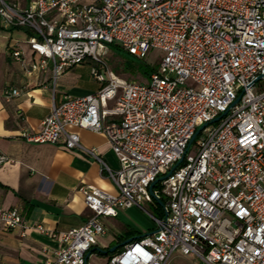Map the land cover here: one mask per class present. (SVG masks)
Returning a JSON list of instances; mask_svg holds the SVG:
<instances>
[{
	"label": "built area",
	"instance_id": "obj_1",
	"mask_svg": "<svg viewBox=\"0 0 264 264\" xmlns=\"http://www.w3.org/2000/svg\"><path fill=\"white\" fill-rule=\"evenodd\" d=\"M0 27L32 33L25 43L38 62L25 64L18 48L9 52L26 75L49 61L56 81L89 60L100 85L65 96L38 132L22 133L29 143L93 157L118 191L81 186L90 218L59 233L53 259L41 264H86L106 233L102 218L134 206L145 211L143 204L157 209V202L163 214H149L151 234L107 264H172L175 255L192 264H264V0H30L25 7L0 0ZM109 45L140 61L150 50L163 57L147 82L124 80L101 58ZM19 95L12 87L2 92ZM68 127L104 135L119 168L109 169ZM6 162L0 154V166ZM177 162L151 195L149 186ZM0 227L27 229L18 209L0 208Z\"/></svg>",
	"mask_w": 264,
	"mask_h": 264
},
{
	"label": "crops",
	"instance_id": "obj_2",
	"mask_svg": "<svg viewBox=\"0 0 264 264\" xmlns=\"http://www.w3.org/2000/svg\"><path fill=\"white\" fill-rule=\"evenodd\" d=\"M7 1L21 7L27 3ZM28 36L25 29L0 27V154L8 158V162L0 166V208L18 209L27 225L24 233L0 227V264H41L52 260L60 246L56 236L80 227L91 216L79 192L81 186L90 185L118 194L93 157L79 150H67L62 145L29 143L22 138L24 132H38L51 107L65 96L83 97L97 92L100 87L91 76L93 64L89 60L65 70L56 81L50 65L44 71L26 75L9 52L11 48H18L25 64L38 62L40 58L25 43ZM7 87L20 90V95L5 99L2 92ZM113 106V102H108V109ZM112 119L114 117H108ZM67 131L78 134L80 145L95 150L109 169L119 168L104 135L76 127H68ZM102 223L106 233L98 237L86 264H107L110 256L123 246L107 254L97 249L108 251L155 228L154 221H145L136 206L119 209L116 217L102 218ZM36 225L55 237L41 233Z\"/></svg>",
	"mask_w": 264,
	"mask_h": 264
},
{
	"label": "rangeland",
	"instance_id": "obj_3",
	"mask_svg": "<svg viewBox=\"0 0 264 264\" xmlns=\"http://www.w3.org/2000/svg\"><path fill=\"white\" fill-rule=\"evenodd\" d=\"M14 1H18L22 3V5L26 2L28 3V0ZM107 48L108 49L106 51V54L101 57L106 66V69H108L121 79L133 80L138 83H145L148 81V77L143 74V72H152L153 70L157 69L159 62L163 57V54L159 50H150L145 59L141 61L132 60V62L128 63V60L124 56V54H122V52H117L113 45H109L107 46ZM48 64L50 65L49 61ZM125 64L129 65V70L126 68ZM198 139L199 136L196 137L195 142ZM143 207L145 211L139 208L141 217H143L145 221H148L150 223L152 222V218L150 215L159 218L163 214V209L160 206L159 211L161 214L151 204H143ZM172 264H192V262L190 258L175 255V257H173L172 259Z\"/></svg>",
	"mask_w": 264,
	"mask_h": 264
},
{
	"label": "water",
	"instance_id": "obj_4",
	"mask_svg": "<svg viewBox=\"0 0 264 264\" xmlns=\"http://www.w3.org/2000/svg\"><path fill=\"white\" fill-rule=\"evenodd\" d=\"M238 101V99L235 101V102H237ZM216 120H218V118H216V119H214L213 120V122H215ZM205 125H203L202 127H200L198 130H197V132L195 133V135L204 127ZM195 135L192 137V139L190 140V143L193 141V139H194V137H195ZM178 165V162H177V164L175 165V166H173L171 169H170V171L164 176V177H161V178H159V179H157L156 181H154L150 186H149V192H150V194L152 195V188H153V186L157 183V182H159V181H161L162 179H164V178H166V177H168L171 173H172V171L175 169V167ZM157 204L161 207V208H163V204L161 203V202H157ZM148 234H151V233H148ZM137 238H139V237H136V238H133V239H129L128 241H125V242H123V243H121V244H119V245H117V246H115V247H112L111 249H109L108 251H102V250H99V249H97L99 252H101V253H103V254H107V253H112L113 251H115L116 249H118L119 247H122V246H124L125 244H127V243H129V242H131V241H133V240H136ZM88 256H89V253L86 255V260H87V258H88Z\"/></svg>",
	"mask_w": 264,
	"mask_h": 264
},
{
	"label": "trees",
	"instance_id": "obj_5",
	"mask_svg": "<svg viewBox=\"0 0 264 264\" xmlns=\"http://www.w3.org/2000/svg\"><path fill=\"white\" fill-rule=\"evenodd\" d=\"M27 32H28V35H32V33L30 32V31H28L27 30ZM110 46H112V45H110ZM114 47H115V50L117 51V52H122V54H124V56L127 58V60H128V63H130V62H132V60H136V61H139V60H137V59H135L132 55H130L129 53H127V52H125V51H123L122 49H120L118 46H116V45H113ZM126 65V64H125ZM129 65H126V68L129 70L130 68L128 67ZM151 72H143V74H145L147 77L149 76V74H150ZM159 205H158V207H157V210L159 211ZM159 213H160V211H159ZM161 214V213H160Z\"/></svg>",
	"mask_w": 264,
	"mask_h": 264
}]
</instances>
